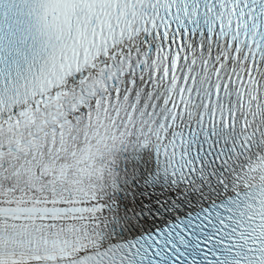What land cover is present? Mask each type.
Listing matches in <instances>:
<instances>
[{
	"label": "snow or ice",
	"instance_id": "1",
	"mask_svg": "<svg viewBox=\"0 0 264 264\" xmlns=\"http://www.w3.org/2000/svg\"><path fill=\"white\" fill-rule=\"evenodd\" d=\"M0 264H264V0H0Z\"/></svg>",
	"mask_w": 264,
	"mask_h": 264
}]
</instances>
